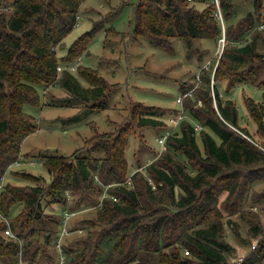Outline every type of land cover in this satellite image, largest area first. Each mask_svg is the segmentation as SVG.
<instances>
[{"label":"trees","instance_id":"trees-1","mask_svg":"<svg viewBox=\"0 0 264 264\" xmlns=\"http://www.w3.org/2000/svg\"><path fill=\"white\" fill-rule=\"evenodd\" d=\"M83 1L12 0L9 12L0 10V175L12 174L10 165L20 158L23 139L39 128L25 109L39 106V88L60 83L71 95L65 102L109 95L113 84L96 68L79 62L75 70H58L60 63L77 61L101 26L93 25L68 46L65 58L57 57L56 47L77 24ZM252 6L230 23L237 15L234 0H220L222 20L215 0H136V36L166 50H173L175 37L187 49L197 38H224L220 56L201 66L199 83L182 86V93L192 94L179 107L131 100L128 118L110 131H95L85 147L71 155L40 154L48 182L28 170L13 171L33 183L6 181L0 190L5 218L0 216V264H19L20 259L57 264L55 239L63 210L78 213L88 203L95 214L74 229L79 232L63 238L64 264H237L227 259L235 248L225 239L227 217L236 213L248 224L251 238L241 264H264L260 215L245 207L250 184L264 174V146L240 124L235 102L217 86L225 81L226 91L246 84L263 90L262 100L244 96L243 103L257 131H264V52L258 50L256 29L264 24V0H253ZM181 108L185 116L166 136L165 148L129 173L125 149L134 126L168 130L166 117ZM69 194H76L72 203ZM7 226L18 238L3 235Z\"/></svg>","mask_w":264,"mask_h":264},{"label":"rangeland","instance_id":"rangeland-1","mask_svg":"<svg viewBox=\"0 0 264 264\" xmlns=\"http://www.w3.org/2000/svg\"><path fill=\"white\" fill-rule=\"evenodd\" d=\"M11 1L0 0V10L9 12L10 8L7 6ZM124 1L84 0L76 16L77 24L68 32L63 43L56 47L57 57L65 58L67 48L73 41L91 29L93 25H101L86 46L87 50L78 57L81 58L80 64L98 69L99 74L113 84L109 95L100 100L94 99L88 102H65L71 99V95H68L60 83L39 88V106L25 107L32 113L39 128L23 139L20 158L10 165L12 174L8 172L4 175L5 182L33 183L27 178L25 180L15 175L13 173L15 170H28L37 176L42 175L45 182H48L50 175L40 161V154L71 155L72 152L85 147L84 140L95 131H110L116 128L117 123L128 118V106L131 100L158 107H179L176 99L183 94L182 86H188L193 82L199 83L197 75L201 66L204 63L207 65L209 61H214L220 56L224 47L221 39L197 38L192 41L191 48L187 49L184 41L175 37L171 39L173 50L153 46L146 37L136 36L132 32L133 7L136 0H129L128 3ZM234 2L237 15L229 19L230 23H235L238 18L253 9V0H234ZM256 29L260 32L258 50L264 52V24H260ZM262 75L264 76V71ZM78 80L82 86H88L85 80L79 77ZM217 86L223 97H229L235 102L240 124L246 127L251 136L257 140L258 145L264 146V131H257V123L251 119L243 103L244 96H249L255 101L262 100L263 90L255 85L246 84L234 86L226 91L225 81L218 82ZM198 104H201L200 100ZM88 105L93 106L87 107ZM162 132L164 129L153 126L143 128L134 126L125 149L129 173L157 157L159 144L156 138ZM198 143L202 147L200 139ZM253 195L261 198L254 202L251 198ZM75 198L76 194H69L68 202H74ZM89 204L91 203L82 206L88 207ZM82 206L78 213L71 211L77 214H73L74 217L71 216L67 222V228L73 229V232L64 236H69L67 239L71 238L75 231L79 232L74 229L84 226L86 220L95 214L96 209L93 207ZM50 207L47 206L45 209L51 211ZM245 207L259 213L264 228V174L250 184ZM227 218L231 219V223L225 225V239L235 248V254H227V259L233 262L232 258L236 257L235 255L243 257L249 250L251 238L248 224L242 217L240 218L239 214L229 215ZM256 242L257 240H253L252 243L256 245Z\"/></svg>","mask_w":264,"mask_h":264},{"label":"built area","instance_id":"built-area-1","mask_svg":"<svg viewBox=\"0 0 264 264\" xmlns=\"http://www.w3.org/2000/svg\"><path fill=\"white\" fill-rule=\"evenodd\" d=\"M216 3V15H218V17L220 18V20H222V14L220 12V0H215ZM222 42H224V38H221ZM80 57H78L77 61L75 62H70L67 66L65 65H59L58 66V70L61 71V69L67 67L70 70H75L78 63L80 62ZM192 94V90L187 91L186 93H183L181 95H179L176 99V102L179 103V105H181L182 99L183 97L187 96V95H191ZM181 107V106H180ZM185 116V112L184 109L181 108V110H179V112L176 115H168L166 117V121L169 124V129L165 130L164 132H162L161 135H159L156 139L158 140V144H159V151H162L165 148V142H166V136L168 135V133L170 132V130L176 128L179 124V121ZM197 129L201 128V125L199 123H196L195 126ZM95 179H97V177L95 176ZM5 184L4 181V175H0V190L3 187V185ZM127 184H130V177L127 179ZM155 186V185H154ZM65 210L63 212V225L61 226V230L59 231V234L57 236V238L55 239V248L58 250V254H59V258H58V262L57 264H64L65 262V258H66V254L64 253V249L62 247V243H63V238L65 235L69 234V230H68V226H67V222H69V220L71 219V216H73V214L75 213L70 212ZM0 216L2 217V215L0 214ZM2 219L5 220L4 217H2ZM3 235L9 238H18L12 231L11 228L9 226H7L4 230H3ZM185 252L187 253L188 251L185 250ZM233 262H236L237 264H241L243 261V257L242 256H236L233 257ZM19 264H24L23 260L20 259Z\"/></svg>","mask_w":264,"mask_h":264}]
</instances>
